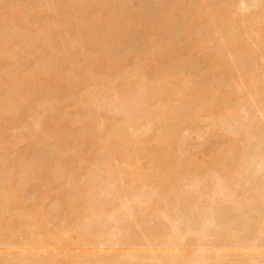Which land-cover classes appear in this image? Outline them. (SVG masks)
Masks as SVG:
<instances>
[{"label":"rangeland","instance_id":"obj_1","mask_svg":"<svg viewBox=\"0 0 264 264\" xmlns=\"http://www.w3.org/2000/svg\"><path fill=\"white\" fill-rule=\"evenodd\" d=\"M81 3L87 4L88 12L76 8ZM254 3L255 0H0V17L6 16L4 21L0 20V187L6 189L12 182L19 202L11 209L21 214L32 209L46 191L45 219L34 228V235L41 240L34 248L36 252L43 257L58 253L55 264H101L95 262L99 256L100 260H112L115 264H167L161 247L155 245L150 256L144 241H125L132 231L140 234L150 227H160L162 231L164 226L170 227L162 212L150 219L138 203L133 216L112 222L113 231L119 228L121 234L126 233L120 237L118 250L106 252L90 247L87 258H82L78 244L68 239L72 222L66 211L73 209V193L62 195L68 198L66 204L58 201V194L63 190L75 192L81 182H98L107 169L116 170L113 179L117 181L124 160H130L139 174L153 179L137 181L136 189L145 195L155 189L154 198L161 206L164 202L170 207L177 202L186 205L195 196L193 189L187 187L189 183L201 180V188L206 187L216 176H224L236 195L243 196L250 184L234 182L239 179V175L233 179L237 170L234 165L241 164L244 155H264V47L251 38L257 15L262 18L254 26L259 36L264 32V10ZM102 7H106V17L112 20L126 12H141L149 18L137 16L126 25L129 43L120 44L117 32L110 34L108 40L80 33L78 28L99 23ZM14 12L23 17V22L7 20ZM169 22L174 25L168 26ZM52 28L56 29L54 35L48 32ZM232 33L231 40L237 41L238 46L222 51L221 44ZM8 36L24 40L26 46L16 51L13 42L4 39ZM194 39H199L198 49L192 48ZM248 44L257 47V58L251 62L242 58L250 52ZM132 49L136 55L124 64L123 53ZM14 51L15 61L2 59V54L13 56ZM92 60L96 63L92 64ZM57 65L61 73L49 75ZM19 69L36 77L30 94L24 88L18 95L10 85V80L14 81L10 71ZM252 79L259 81L258 87ZM158 80L176 86L165 88L171 93L167 110L173 111L183 101V115L193 111L194 117H181L174 121L175 128H169L170 123L162 116L148 129L142 126L144 133L140 136L135 132L140 125L133 126L129 140L113 148L103 146L110 139L107 134L93 140L82 137L84 122L90 120L102 127L107 123L101 116L103 109L101 115H92L88 110L94 100L96 103L103 94L106 100L127 95L124 84ZM188 84L190 88H186ZM256 89L260 106L254 116L244 118V111L236 118L228 116L229 108H238L247 90ZM3 94L6 102L1 101ZM56 134L60 146L53 141ZM35 163L41 170L28 176L26 167ZM250 168L245 166L241 170L248 171L243 177L250 175L251 182L257 183L259 178L251 175ZM220 201L217 199L216 203ZM207 203L205 197L201 205ZM224 206L228 210L225 220L243 221L233 203ZM192 215L194 227L208 217L200 206ZM173 216L176 224L184 228L180 214ZM0 227L1 234L8 236L0 239V264H20V258L26 257L21 254L22 247L30 245L29 228H13L10 217L2 213ZM186 239V244L192 241L201 246L194 241L193 233ZM205 249L209 260L196 264H215L216 260H223V264H264V247L226 242Z\"/></svg>","mask_w":264,"mask_h":264},{"label":"bare ground","instance_id":"obj_2","mask_svg":"<svg viewBox=\"0 0 264 264\" xmlns=\"http://www.w3.org/2000/svg\"><path fill=\"white\" fill-rule=\"evenodd\" d=\"M258 2H260V0H255L254 4L256 6L261 5V11H263L264 0L260 3ZM76 8L85 9L86 12L89 11L87 4H78ZM101 10L103 12V17L101 15L99 23L85 28H78V31L82 34L98 35L105 40H108L110 34L117 32L120 44H124L130 42L128 35L124 31L126 25H130L131 21L137 16L146 20L149 18V16L143 15L141 12L140 14L126 12L124 16L118 20H112L106 17V7H102ZM40 11L44 12L43 10ZM156 16L163 22H166V18L159 15L158 12H156ZM5 18L6 16L0 17V20L4 21ZM9 18H15V22H23V17H20L17 12L8 16L7 20ZM261 18L262 17L258 15L254 18L256 24ZM201 19H199V21ZM256 24L254 23L255 26ZM173 25L174 24L171 22L168 23V26ZM254 25H252L251 29V38L264 47V32H262V36H259ZM48 32L54 35L56 29L53 30L52 28ZM228 37L229 38L220 46L222 51L229 49L230 46H238L237 41L231 40L232 37H234L233 33ZM4 39H7L6 41L9 43L13 42L12 44L17 48L16 51H21L26 46L24 40L18 41L17 37L11 39V37L8 36L6 38L4 37ZM199 46V39H194L192 48L198 49ZM248 46L250 52L244 53L242 58L251 62L257 58L255 54L257 47L251 44H248ZM259 47L261 48V46ZM16 51H14L13 56L2 54V59L12 63L13 59L15 61V57L17 56ZM134 55H136V52H134L133 49L124 52L122 58L124 64L129 63ZM261 58L264 59V52L263 54L261 53ZM106 60L108 62L109 58L107 57ZM95 63L96 60H92V64ZM100 67L102 68V65H100ZM107 69L108 66L103 70ZM39 70L41 69H37V71ZM72 72L73 70H71V73ZM60 73V67L57 65L48 74L57 76ZM10 77L14 79V81L10 80V85L17 89L18 95L24 88L27 94L32 93L31 89L35 87L36 83V77H34V75L31 73L24 74V71L19 69L11 70ZM251 81L255 87H258L259 81L257 79H252ZM124 88H126L125 92L127 93L125 96L119 94L117 96H111L110 99L106 100L107 98H105L103 94L100 96L99 101L95 103L94 100L95 104L93 103L88 110L92 115H101L103 109L104 112L101 116L107 123L105 127H102L99 125L95 126L90 120L84 122L82 124V126L85 127V131L82 134L83 138L86 140H93L98 135L103 136L107 134L110 139H107V142L103 144V146L106 147L110 145L108 147L113 148L129 140V131L133 126L140 125L139 128L135 129V132L140 136V134L144 133L142 132L143 130H141L142 126L148 129L150 125L155 123L156 120H159L162 116L170 123L168 125L169 128H175L174 121L181 119V117H188V115L194 117L193 111L183 115L182 106L185 104L183 101L173 108V111L167 110L171 106L169 104L171 93L167 92L165 88H176L175 85H170L162 80H158L157 83L139 82V84L136 83L134 85L124 84ZM186 88H190L189 84ZM244 95L246 96H243V99H241L242 102H240L238 108H229L227 111L228 116L234 118L241 111H244V118L249 119L251 116H254L255 110L260 106L259 90L256 89L253 92L247 90ZM1 98V101L6 102V95H1ZM18 99L19 97L16 100ZM104 105H106V107ZM192 106H194V104ZM72 129L75 130V127H72ZM59 138L58 134L53 136V141L57 145L60 143ZM138 138L139 137H137V139ZM244 156L242 157L241 164L234 165V168L236 167L237 170L233 177L234 179L236 175H239V179L234 181L237 184H242L243 186H245V184H250L249 188L246 187L242 197L236 195V191L230 188L224 176H216L214 181L206 187L202 186L201 188V180L189 183L187 187L193 189L195 196L192 197L191 200H188L186 205L181 206L180 203L177 202L173 207L166 205L165 202L163 206H161L159 200L154 198L155 189L146 192V195L144 192H139L136 189L137 185H135L137 181L146 182L153 179L149 177V175H144V173L139 174L133 168L130 160H124V169L118 173L117 181L113 179L116 170L107 169L106 174L102 176L101 180L98 182H90L87 185H85V182H81L77 184L78 189L75 192L63 190L64 192L62 191L58 194V201L62 203L65 202L66 204L68 203V198L62 195H70L73 193V209H71V211H66L67 217L72 222L71 237L68 239L78 244L77 247L80 249L82 258H87V252L90 247H99L106 252L118 250L121 244L120 237L126 233L121 234L122 231L119 228L117 231H113L112 222L117 220L123 221L126 217L133 216L134 205L138 203L139 205L141 204L143 207L142 211L146 212L150 219L155 218L158 212H162L164 220L170 223V227L164 226V231L159 229L160 227H150L146 228L144 232L140 234L132 231L130 236L126 235L127 239L125 241L131 240L136 243L144 241L146 243V254L150 256L155 250V245L161 247L163 257L167 264H196L198 261H207L209 258L206 257L208 256V252L205 248L224 245L226 242L249 248L264 247V155L260 157L253 156L252 158H246L247 156ZM245 166H251L250 170L252 171L249 172H251V175L259 178L257 183L251 182L249 179L250 175L243 177L245 173L248 175V171H241ZM26 168V174L28 176H32L41 170L37 163ZM120 174H122L121 177ZM126 181L127 183H125ZM41 195L45 196L46 191H43ZM43 196L37 200L36 205L32 209H26L25 213L21 214L11 209L19 202L18 193L12 186V182L7 184L6 189L0 187V213L10 217L11 226L13 228L17 225H21V227L25 226L29 228V234L31 232L30 245L22 247L21 254H24L26 257L20 258V264H55V255L58 253L43 257L39 252L34 250L41 241L34 235V228L38 227V225L43 222L46 215L44 213ZM179 197L180 194H178L177 198ZM205 197H207L209 203L201 205ZM217 199L221 200L220 203H216ZM143 200L145 204H143ZM226 203H233V209L238 211L240 217H243V221L242 219L241 221L239 219L236 220V218L225 220V217L228 215V210L224 206ZM199 206L206 210L208 217L204 219L199 226L194 227L192 224V213ZM173 213L180 214L184 222V228L176 224V218H174ZM1 228L2 227H0V239L7 235L4 233L1 234ZM191 233L195 235L194 241L201 243V246H198L192 241H188V245L186 244V238ZM5 237L8 238V236ZM220 238H222V241H218ZM186 247L190 248L186 249ZM194 247H196L197 250L194 249L195 251H193ZM100 258L101 256H99L95 262L101 264H115L112 260H100ZM222 261L223 260H216L215 264H223Z\"/></svg>","mask_w":264,"mask_h":264}]
</instances>
